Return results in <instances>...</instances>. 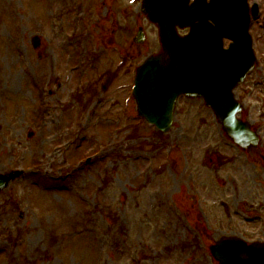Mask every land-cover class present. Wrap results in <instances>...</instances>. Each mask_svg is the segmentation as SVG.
Instances as JSON below:
<instances>
[{
	"label": "rangeland",
	"instance_id": "1",
	"mask_svg": "<svg viewBox=\"0 0 264 264\" xmlns=\"http://www.w3.org/2000/svg\"><path fill=\"white\" fill-rule=\"evenodd\" d=\"M140 2L0 0V175L26 170L0 190V264H217L213 239L264 238V168L202 100L164 133L137 115L159 47Z\"/></svg>",
	"mask_w": 264,
	"mask_h": 264
},
{
	"label": "water",
	"instance_id": "2",
	"mask_svg": "<svg viewBox=\"0 0 264 264\" xmlns=\"http://www.w3.org/2000/svg\"><path fill=\"white\" fill-rule=\"evenodd\" d=\"M186 0H144L143 12L159 26L162 51L149 55L136 69L132 94L140 116L161 131L173 124L180 94L202 97L219 118L226 133L238 144H255L247 122L236 119L239 104L230 90L253 67L255 58L248 33L246 0H200L191 9ZM194 15L199 23L181 37L174 28L181 18ZM213 21V24L208 20ZM192 21V19H189ZM232 41L223 48V37ZM138 32L136 40H141ZM38 39L34 37V46ZM0 175V189L20 175ZM218 264H264V242H246L238 236L221 237L209 246Z\"/></svg>",
	"mask_w": 264,
	"mask_h": 264
},
{
	"label": "flooded vegetation",
	"instance_id": "3",
	"mask_svg": "<svg viewBox=\"0 0 264 264\" xmlns=\"http://www.w3.org/2000/svg\"><path fill=\"white\" fill-rule=\"evenodd\" d=\"M191 1L189 0V2ZM250 1L257 2L259 5V14L251 23L254 48L256 49L258 60L253 71L234 89V94L237 101H240L243 105L239 114L240 119L250 121L252 128L257 129L260 135L257 145L252 147V149H248V151L246 150V154H253V156L258 157L263 167L261 158L264 156V46L261 48L259 45H264V0ZM138 45L136 44L135 46ZM251 99H255L254 102L257 101L259 106L255 104L249 105L248 101ZM252 115L256 117L252 118Z\"/></svg>",
	"mask_w": 264,
	"mask_h": 264
}]
</instances>
